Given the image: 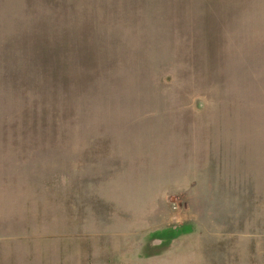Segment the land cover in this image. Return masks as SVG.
<instances>
[{
  "label": "rangeland",
  "instance_id": "1",
  "mask_svg": "<svg viewBox=\"0 0 264 264\" xmlns=\"http://www.w3.org/2000/svg\"><path fill=\"white\" fill-rule=\"evenodd\" d=\"M184 226L181 264H264V0H0V264Z\"/></svg>",
  "mask_w": 264,
  "mask_h": 264
},
{
  "label": "crops",
  "instance_id": "2",
  "mask_svg": "<svg viewBox=\"0 0 264 264\" xmlns=\"http://www.w3.org/2000/svg\"><path fill=\"white\" fill-rule=\"evenodd\" d=\"M187 226V225H185ZM185 226L180 228L179 230L181 231V233H179L178 235L176 236H172L168 242V244L166 245V247L164 248L165 251H163V253H159L160 251H157L155 253L152 254V256H149V257H145V258H142V259H139L137 258L136 260V264H181V261L176 257V253L175 254H172L173 251L172 249H174L175 246H177V244H179L180 242H182L183 240H185L186 238H188V240H190L191 242L193 241L195 243V249H197V251H200V250H206V237L204 234H201L199 237H198V241L194 240L196 239V233H183V230L185 229ZM167 230V229H165ZM175 233H177L178 231L176 229H174ZM169 231V230H168ZM155 232V230L153 231H148L146 233H144V236L141 237V236H138V238H136L137 241L140 242V240H142L141 242L143 243V245L140 247L142 249V247L146 244L145 241H147V238L149 236V234ZM170 233L172 234V232H167V234ZM203 233V232H202ZM160 238L162 237L163 238V234H159L158 235ZM159 238V239H160ZM212 239V238H211ZM166 240H164L165 242ZM142 243H137L135 242V244H137L138 246ZM159 243L161 244L162 243V240L160 239L159 240ZM208 243H210V246H211V240H208ZM121 247V246H120ZM120 247L116 246V250H119ZM123 248V247H121ZM210 251H213L212 250V247L210 248ZM161 254V255H160ZM147 258V259H146ZM211 258H214L211 257ZM210 258L207 260V259H203L200 260V259H196V260H186V263L187 264H207V261H209ZM214 261H212V259L210 260V264H213ZM107 264H121L117 261L116 257H114L113 259L111 260H108L107 261Z\"/></svg>",
  "mask_w": 264,
  "mask_h": 264
}]
</instances>
